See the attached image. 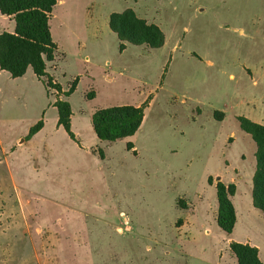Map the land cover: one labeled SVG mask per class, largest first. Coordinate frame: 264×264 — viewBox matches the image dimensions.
Wrapping results in <instances>:
<instances>
[{"label":"rangeland","instance_id":"1","mask_svg":"<svg viewBox=\"0 0 264 264\" xmlns=\"http://www.w3.org/2000/svg\"><path fill=\"white\" fill-rule=\"evenodd\" d=\"M126 8L157 24L164 46L121 49L106 19ZM95 26L100 45H78ZM49 27L58 53L48 71L66 90L75 81L61 98L75 136L58 124L59 93L45 77L29 67L0 82V264H235L197 193L213 170L212 179L238 176L227 160L250 164L255 143L235 115L264 93V0H65ZM13 29L0 16V30ZM137 102L144 122L135 134L96 137L95 110ZM249 216L244 231L256 237L264 223Z\"/></svg>","mask_w":264,"mask_h":264},{"label":"trees","instance_id":"2","mask_svg":"<svg viewBox=\"0 0 264 264\" xmlns=\"http://www.w3.org/2000/svg\"><path fill=\"white\" fill-rule=\"evenodd\" d=\"M56 2L57 0H0V13L14 21L12 32H0V69L7 71L11 77H19L30 66L38 78H46L44 80L47 88L53 87L60 93V85L53 82L45 72L46 62L54 59L56 51L49 30V16ZM108 26L121 41V49L124 47L123 42L158 48L165 41L161 28L139 17L132 8L111 12ZM74 87L75 81L63 92L64 96H68ZM54 106L58 112V124L73 137L70 129L69 102L58 98L54 101ZM143 115L142 105L121 104L95 110L91 122L98 139L113 142L133 135L138 130ZM215 118L221 119L216 116ZM236 119L240 128L248 133L255 143L252 202L264 214V125L244 116H236ZM42 125L41 120L32 125L28 137L35 134ZM131 147L132 145L128 143L127 148ZM234 191V184L216 182V223L226 234L231 233L235 223V210L230 199ZM229 248L236 259V264H263L254 246L232 241Z\"/></svg>","mask_w":264,"mask_h":264},{"label":"crops","instance_id":"3","mask_svg":"<svg viewBox=\"0 0 264 264\" xmlns=\"http://www.w3.org/2000/svg\"><path fill=\"white\" fill-rule=\"evenodd\" d=\"M64 1L65 0H57L55 6H57L58 4H64ZM110 13L111 12L108 13L107 19H106L107 26H108V18H109V14ZM137 15L139 17L143 18L139 14H137ZM0 16L3 17V18H7L8 20H12L9 16L3 15L1 13H0ZM148 23H150V22H148ZM97 29H98L97 27L94 29L95 32L93 31L94 32L93 33V38L91 40H89V41H88V39L86 41V39L83 38V37L76 36L75 38H76V41H77L78 45H80L81 47L85 48L86 47L85 43L86 42H89V45L91 44L92 46H97L98 47L100 45V42H101V37L99 35L97 36V34H96V30ZM49 30H50V27H49ZM12 31L13 30H10L9 32H12ZM0 32H2V31L0 30ZM109 32H113V31L108 26V29L106 31V34H109ZM50 34H51V31H50ZM53 42L55 43L56 50H57L58 49L57 48V43L54 40H53ZM165 42L166 41H164V43H163L162 46H164ZM57 53L58 52L56 51V54ZM56 54H55L54 59L52 61L46 62L45 72H46V74L48 76H50L52 78L53 82H55V83H57V84L60 85L61 92L58 94V97L60 99L61 98H64V97L67 98V97H69V95L68 96H64V94H63V92H65L66 89L63 88V86L60 83L57 82V80L55 79V76H54L53 71H48L49 68L50 69H56V67H55V65H56ZM29 67H27L25 73L22 76H19V78H22L23 76L26 75V73L28 72ZM32 75L36 77V75L34 74L33 70H32ZM230 76L232 77V75H230ZM9 78L10 79L12 78L10 76V74L7 71H5V70H1L0 69V82H2V81H8ZM13 78H16V77H13ZM252 83L256 85L257 84V81L256 80H253ZM258 99H259V102L260 103H258L257 105H253V107L248 110V114H245V115H235V116H244V117L250 119L253 122H256V123H259V124H263L264 125V93H262L258 97ZM53 105H54V103H53ZM132 105H134V106H140L141 103L140 102H137V103L132 104ZM216 110L221 113V115H220V113H219V115H220V118L223 119L224 118V115H225V113H226L227 110L225 108H221V109L220 108H213V111H216ZM72 115H73V112L71 111L70 127H72V124H71ZM221 119H219V120H221ZM143 122H144V115H143V119H142V122H141L138 130L141 128ZM43 126L44 125H42V127L40 128V130H42ZM74 136L75 135L73 134V137ZM251 152H252V158L249 160L250 161V164L248 165L249 166V170H250L249 172H245L243 170V169H248V166L247 167H244L243 164H239V163L233 164V163H231L230 160H227L226 161L227 162L226 167H231V169L233 171H235V174L238 175V176H235L233 174H229V175H226L225 176L224 174H222V171L223 170H219L220 171L219 173H221L220 174V180L219 181H221L224 184L232 183V184H234V188H235V191H234L233 195L230 197L231 202H232L233 207H234V210H235V223H234V226H233V229H232L231 233L228 234V238H227L228 245L230 244V242L234 241V242H240V243H244V244H249L251 246L256 247L257 248L258 257L261 260V262L264 264V232L263 231L262 232L259 231V235L256 236V237H253L248 229L244 231V227H248V226L251 225V222L249 221L251 217L249 215L255 214V215L259 216V218H261V220H263V223H264V214L262 213V215H259V213H256V211L254 209L256 207L253 205V202H252V176H253V173H254V170H255V155H254L255 154V148ZM240 156L242 158V161H244L245 160V153H242ZM211 172L212 173L210 175L209 174L207 175V181H206L207 182V185H205L203 187L204 188V191L202 190V191L198 192L197 193V198H198V201L199 202L200 201L201 202H204V204H206V206H207V208L209 210H213L214 211V213H215L214 216L216 218V212H217L216 182L217 181L215 179H212V174L217 173V170H213ZM241 172L242 173L245 172L244 173L245 176H248L247 177L248 179L246 181V184H247V192H246V195H244V197H242L240 195V191H239L240 184H241L240 183V180L242 179L241 178L242 175L240 174ZM217 176H219V175H217ZM248 181H249V184H248ZM248 185H249V187H248ZM248 189H249V192H248ZM213 196H214V199H213V202H212ZM182 200H183V203H182V207L183 208H186L187 209L188 207H190L192 205V202L190 200H184V199H182ZM237 227H242V232H237L236 231L237 230ZM229 250H230V248H229ZM230 252H231V250H230ZM235 264H236V259H235Z\"/></svg>","mask_w":264,"mask_h":264},{"label":"water","instance_id":"4","mask_svg":"<svg viewBox=\"0 0 264 264\" xmlns=\"http://www.w3.org/2000/svg\"><path fill=\"white\" fill-rule=\"evenodd\" d=\"M215 179H216L217 181H219V180H220V176H215Z\"/></svg>","mask_w":264,"mask_h":264}]
</instances>
